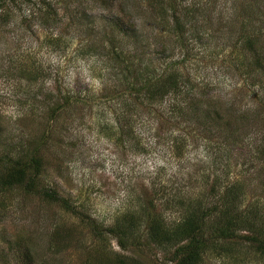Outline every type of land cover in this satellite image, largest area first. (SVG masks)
<instances>
[{"label": "rangeland", "instance_id": "374dc122", "mask_svg": "<svg viewBox=\"0 0 264 264\" xmlns=\"http://www.w3.org/2000/svg\"><path fill=\"white\" fill-rule=\"evenodd\" d=\"M178 1L190 9L185 35L161 21L156 0H52L42 9L52 13L47 23L22 2L0 15V153L39 146L44 157L36 190L0 192V264H109L110 250L173 264L175 246L144 235L123 250L112 235L95 238L86 216L110 226L153 202L172 228L200 201L206 233L222 245L200 264H264L246 238L264 227V0ZM112 20L129 31L113 41L124 58L108 54ZM244 34L256 38L252 52ZM172 60L188 82L174 96L152 101L127 86ZM210 103L220 117H194ZM41 186L78 214L40 195ZM226 201L242 240L219 236L212 209Z\"/></svg>", "mask_w": 264, "mask_h": 264}, {"label": "trees", "instance_id": "16d2710c", "mask_svg": "<svg viewBox=\"0 0 264 264\" xmlns=\"http://www.w3.org/2000/svg\"><path fill=\"white\" fill-rule=\"evenodd\" d=\"M17 2L34 5L37 11L40 14L42 13L43 18H45L43 21H46V23L50 22V18H53L52 13L48 14L47 11L42 12V9L44 10L51 5L52 0H0V11L2 12L0 15L2 17H9V13L6 12V7L10 4H16ZM156 5H160L164 8V16L161 21L169 24V30L173 32L182 31L185 35V23H188L187 18L191 17L190 14H188L190 9L181 6V2L178 0H156ZM179 10H181V12H179ZM8 19L9 18H7V20ZM110 26L113 34L108 43L109 46L112 47L108 51V54L116 56L117 59L124 58V50H120L119 47L114 45L113 41L116 34L122 33V31L127 34L129 31L125 29L124 21L122 20H112ZM139 33L140 31H134V29L132 31L137 43L140 42ZM185 37L180 35V39H178L180 44L184 43L183 39L186 40ZM243 37L247 51L249 50V52H252L256 45V38L250 37L248 34H244ZM238 41L240 42V39H238ZM150 42L151 41H149L148 45H150ZM158 49H155L156 53L159 52L157 51ZM247 51L245 49L240 55H242L243 58H247ZM159 60L162 61L161 58H159ZM180 60V62H184L182 59ZM178 64L177 61H170L167 67L166 65L163 66L160 74L156 73V68H145L148 72H146V74L143 73V71L141 73L136 72L137 74L135 77H138L134 81H127V86L131 88L132 92H139L137 94L143 92L145 96H148L147 99L152 101L153 99L156 100L158 97L159 100H163L167 96H174L180 88L183 89L184 86L188 85L186 79L182 80V73H179L180 69L179 67L177 68ZM124 67L123 73L125 77L128 78L127 71L130 68H126V66ZM188 91L190 92V89H188ZM67 98L71 97L66 96V99ZM137 98L139 97H136V99ZM63 104H65V101ZM57 108L58 107L56 106L55 109H53L50 120H53L54 115L58 113ZM194 111L195 118L199 116L200 111H203V113L205 112L206 120L213 118V115L215 117L221 116L219 115L221 114L220 108L212 103H210L206 109H201V107L198 108L196 106ZM262 151L264 152V149H262ZM43 158L39 146L34 147L32 150L24 149L17 156L12 152L0 153V192L17 186L29 192L36 190L38 188V179H40L43 174ZM38 192L49 201H57L64 208L72 210L75 214H78L79 211L76 210L67 198L62 196L56 188L41 186ZM226 203L227 201L222 206L216 204L212 209V211L216 209L218 210V219L221 221V223H218L217 225V228L220 229L219 236L222 237L223 240L233 237H238L242 240L244 239V236H238V231L241 229L238 228L235 223V214H232L230 207H225ZM190 205L191 204L188 202V208H185V211L182 212V219L172 228H169L167 225V220H165L162 212L157 209H155V211L150 210L155 208V203L153 202L150 203V208L143 205L140 206L139 210L124 211L110 226H105L95 217H86L89 219L87 222L91 232L94 237L100 241L107 242L108 237L112 235L117 238L118 244L123 250H128L129 245L131 244H137L139 246L138 242L145 235L150 243L161 246L163 249L166 248V245L171 248L172 246H175L174 250L170 252L171 256L169 259L173 264H200L207 251L213 247H222V245L217 243L215 238H212L206 233L207 230L205 225L208 215L207 208L203 206L201 201L194 207H189ZM142 222H145L146 225L143 231ZM245 227L249 228L248 226ZM241 228L244 230L247 229L243 227ZM255 229L257 228H251L249 230L253 232L256 231ZM257 231L258 233H251L246 236V238L250 240V244L258 253L264 255V227L262 230ZM132 238H134V240ZM110 251L111 255L108 258L109 264H147L139 257L129 253L114 250Z\"/></svg>", "mask_w": 264, "mask_h": 264}]
</instances>
